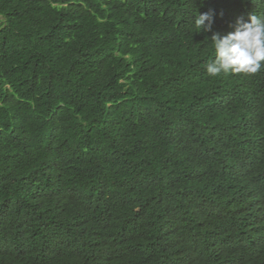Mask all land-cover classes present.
I'll use <instances>...</instances> for the list:
<instances>
[{"label": "trees", "instance_id": "trees-1", "mask_svg": "<svg viewBox=\"0 0 264 264\" xmlns=\"http://www.w3.org/2000/svg\"><path fill=\"white\" fill-rule=\"evenodd\" d=\"M253 13L0 0V264H264V68L205 67Z\"/></svg>", "mask_w": 264, "mask_h": 264}, {"label": "clouds", "instance_id": "clouds-1", "mask_svg": "<svg viewBox=\"0 0 264 264\" xmlns=\"http://www.w3.org/2000/svg\"><path fill=\"white\" fill-rule=\"evenodd\" d=\"M213 23L211 12L199 13L194 19L199 33L210 32ZM210 40L215 58L205 66L208 75H253L264 68V14L253 13L247 21H237L233 32L225 36L214 33Z\"/></svg>", "mask_w": 264, "mask_h": 264}]
</instances>
